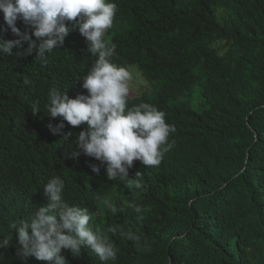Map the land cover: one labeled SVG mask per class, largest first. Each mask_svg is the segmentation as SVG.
<instances>
[{"label":"trees","instance_id":"1","mask_svg":"<svg viewBox=\"0 0 264 264\" xmlns=\"http://www.w3.org/2000/svg\"><path fill=\"white\" fill-rule=\"evenodd\" d=\"M115 3L104 36L116 45L111 61L135 65L149 82L148 91L128 96V106L147 102L163 111L175 127L172 147L158 166L134 160L125 181L109 180L103 166L92 172L89 165L99 161L83 153L65 158L87 124L65 121L63 132L72 135L63 141V132L49 128L59 118L47 114V93L87 95L81 78L97 56L78 30L46 61L35 52L17 57L15 47L12 56L0 53V235L47 206L43 184L59 176L63 199L88 208L90 223L117 247V260L108 264H264V0ZM16 24L31 33L22 19ZM0 35L16 38L10 29ZM137 172L142 187H128ZM115 225L141 240L107 232ZM15 247L14 229L0 264H25ZM61 254L68 264H102L88 246L78 257ZM26 264L47 262L30 257Z\"/></svg>","mask_w":264,"mask_h":264},{"label":"clouds","instance_id":"2","mask_svg":"<svg viewBox=\"0 0 264 264\" xmlns=\"http://www.w3.org/2000/svg\"><path fill=\"white\" fill-rule=\"evenodd\" d=\"M0 11L6 24L0 31L10 29L16 37L5 39L0 35V53L4 55L12 56L15 47L17 57L35 52L36 59L46 61L47 55L62 45L71 31L78 30L86 39L88 50L97 56L81 78L87 95L70 97L57 88L47 93V114L59 118V123L49 124L54 134L63 132L65 121L73 127L87 124L76 134V149L69 151L72 145H68L65 158L77 159L81 153L93 157L99 164L89 165L92 172L99 174L103 166L111 181L127 180L134 160L146 167L160 164L163 154L172 147L167 141L175 127L167 124L164 112L152 104L141 102L128 106L132 73L112 63L116 45L109 46L104 41L106 31L113 27L117 12L115 0H0ZM18 18L31 33L17 27ZM24 83L29 84L30 80L25 78ZM71 135L63 132V141ZM139 176L137 172V179L128 187L141 188ZM64 187L61 177L48 179L43 184L47 206L37 208L26 220L12 224L10 234L0 235V249L9 247L15 229L16 255L25 264L30 257L47 264H68L62 250L78 257L83 246H88L102 264L115 262L118 253L115 244L104 230L93 227L88 208L70 205L63 199ZM103 203L111 211L116 210L110 200L105 199ZM132 207L137 213L141 211L139 205ZM117 231L137 243L141 240L140 234L131 229L125 232L120 225L107 230L113 235Z\"/></svg>","mask_w":264,"mask_h":264},{"label":"rangeland","instance_id":"3","mask_svg":"<svg viewBox=\"0 0 264 264\" xmlns=\"http://www.w3.org/2000/svg\"><path fill=\"white\" fill-rule=\"evenodd\" d=\"M125 68H127L132 73L133 76V80L130 81L129 83L130 86L129 95L135 96L138 94H142L145 91H148L149 82L142 77L137 67L132 64H127Z\"/></svg>","mask_w":264,"mask_h":264}]
</instances>
